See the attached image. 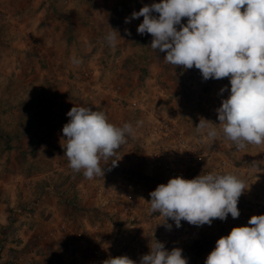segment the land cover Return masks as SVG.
Returning <instances> with one entry per match:
<instances>
[{"label":"rangeland","instance_id":"374dc122","mask_svg":"<svg viewBox=\"0 0 264 264\" xmlns=\"http://www.w3.org/2000/svg\"><path fill=\"white\" fill-rule=\"evenodd\" d=\"M147 1L159 2L0 0V264H103L121 255L139 264L155 239L195 227L181 221L177 228L168 219V229L150 211L149 193L176 176L231 173L245 187L238 218L203 225L176 243L188 264H204L216 240L247 225L242 217L256 211L264 195V144L236 150L223 136L216 109L228 96L220 92L230 89L227 77L204 80L194 67L176 68L150 47V34L137 33L143 17L125 23ZM109 26L122 37L115 47L104 39ZM73 106L136 128L114 157L100 161L104 177L90 180L69 167L62 128ZM145 109L201 157L183 169L148 172L138 158L151 146ZM200 118L215 123L214 140L195 130ZM149 214L157 216L149 222Z\"/></svg>","mask_w":264,"mask_h":264},{"label":"clouds","instance_id":"9594fccd","mask_svg":"<svg viewBox=\"0 0 264 264\" xmlns=\"http://www.w3.org/2000/svg\"><path fill=\"white\" fill-rule=\"evenodd\" d=\"M143 17L136 31L150 34V47L165 53L163 60L184 69L196 68L204 80L227 77L228 91L216 109L223 136L236 150L264 144V0H159L133 11L132 19ZM186 22H183L185 21ZM110 27V26H109ZM104 39L115 47L119 32L110 27ZM131 35L130 32L127 33ZM73 64L80 61L72 57ZM63 126L64 155L74 172L87 179L105 175L100 161H109L126 137L136 128L125 122L110 123L103 111L73 106ZM142 121H136L140 126ZM215 124L200 118L195 127L214 140ZM119 160L111 162L115 167ZM245 192L244 183L231 173L200 174L192 179L170 178L149 193L150 211L164 217L170 229L181 221L195 226L211 225L214 219L238 218V201ZM139 264H188L182 249L168 250L155 239ZM103 264H137L127 255L110 257ZM204 264H264V214L252 215L245 226L233 227L215 242Z\"/></svg>","mask_w":264,"mask_h":264},{"label":"built area","instance_id":"2783aa9c","mask_svg":"<svg viewBox=\"0 0 264 264\" xmlns=\"http://www.w3.org/2000/svg\"><path fill=\"white\" fill-rule=\"evenodd\" d=\"M85 74L88 76L87 72ZM90 87L92 89L93 85H90ZM141 108L143 109L144 107L141 105ZM145 111L150 114V119L145 128V135L146 137H149L151 146H148L144 152H140L138 158L145 165L148 172L172 171L177 168L183 169L187 165L195 163L198 158L201 157V155L197 153L196 147L190 146L184 135L178 131H174V128L170 126L168 121H164V119L152 114V109H145ZM157 141H160L161 144L156 143ZM152 142L154 144H152ZM223 162L224 164H229L226 160H223ZM255 207L256 211L253 215L264 214V195L257 200ZM124 210L127 212L128 207H125ZM156 216V214H149L147 218L150 222L153 221ZM250 217L243 216V222L247 223ZM227 218L229 219L232 217L229 215ZM223 221L217 218L213 220L212 224ZM196 228H201V226H195L193 229L182 227L177 231H174L170 238L162 241V238L159 237L157 240L164 243L168 250H171L173 247L177 248L176 243L183 240V238H188V234L192 233ZM204 228H208V226L205 224ZM172 240H174V242Z\"/></svg>","mask_w":264,"mask_h":264},{"label":"crops","instance_id":"0c3cea01","mask_svg":"<svg viewBox=\"0 0 264 264\" xmlns=\"http://www.w3.org/2000/svg\"><path fill=\"white\" fill-rule=\"evenodd\" d=\"M134 1H136V0H134ZM139 5H140V4H139ZM144 5H150V3H149L148 1L145 2V3L142 2L140 6L143 7ZM139 8H140V7H139ZM90 247H92V246H90ZM100 250H102V249H100ZM105 250H110V249H105ZM98 252H99V251H98Z\"/></svg>","mask_w":264,"mask_h":264}]
</instances>
